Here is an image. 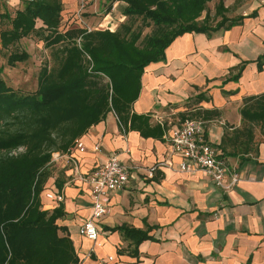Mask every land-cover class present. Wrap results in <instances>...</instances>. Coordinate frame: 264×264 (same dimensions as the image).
I'll return each mask as SVG.
<instances>
[{
	"label": "crops",
	"instance_id": "1",
	"mask_svg": "<svg viewBox=\"0 0 264 264\" xmlns=\"http://www.w3.org/2000/svg\"><path fill=\"white\" fill-rule=\"evenodd\" d=\"M240 1L233 16L224 5L227 18L243 17L239 25L211 37L183 34L167 47L163 61L144 69L130 113L148 115L161 136L143 137L109 112L77 139L84 152L73 145L52 154L40 202L43 210L62 207L65 216L56 223L70 237L79 264H264V142L245 160L222 157L220 149L225 129L243 122V99L264 93V65H257L264 56V0ZM243 64L237 81L223 83ZM200 94L203 101L195 103ZM176 115L181 120L173 123ZM188 117L202 119L205 140L238 177L236 184L220 188L203 171L178 170L170 137ZM111 156L132 174L125 188L106 197L107 212L93 242L78 234L92 211L83 177ZM122 227L145 231L151 239L132 253L134 244L117 230Z\"/></svg>",
	"mask_w": 264,
	"mask_h": 264
},
{
	"label": "trees",
	"instance_id": "2",
	"mask_svg": "<svg viewBox=\"0 0 264 264\" xmlns=\"http://www.w3.org/2000/svg\"><path fill=\"white\" fill-rule=\"evenodd\" d=\"M212 1L106 0L107 11L122 2L124 17L142 21L137 30L124 24L113 32L80 28L61 32L60 0H34L16 7L13 16L7 11L0 14V24L6 20L9 25L0 31L2 49L35 35L54 49L55 59L52 67L41 68L34 93L18 95L0 78V264H79L70 237L61 235L66 230L56 223L65 216L62 207L43 210L40 202L52 154L67 152L109 112L143 137L161 136V127L152 126L148 115L130 113L141 76L150 63L164 60L165 50L177 37L186 33L211 37L241 23L242 16H225L221 0L211 16L207 5ZM144 27H152L150 34L142 36ZM27 58L26 52H10L7 64L13 68ZM257 65L261 70L264 56ZM243 67L235 68L236 74L223 83L237 81ZM193 101L202 102L203 95ZM240 113L244 126L257 125L264 137V93L244 98ZM253 144L252 130L228 127L220 143L222 157L245 160ZM117 230L134 244L132 253L151 239L145 231Z\"/></svg>",
	"mask_w": 264,
	"mask_h": 264
},
{
	"label": "rangeland",
	"instance_id": "3",
	"mask_svg": "<svg viewBox=\"0 0 264 264\" xmlns=\"http://www.w3.org/2000/svg\"><path fill=\"white\" fill-rule=\"evenodd\" d=\"M62 4V12L60 14V27L61 32H65L69 29L80 28L86 29L89 28L94 30L111 29L115 31L119 26L124 24L132 25L133 30H137L142 27L141 20H128L122 15V9L124 5H112V8L107 11L108 3L106 0H84L82 4L84 5L81 9L80 0H60ZM219 0H213L210 2L207 7L208 11L213 16L214 9ZM225 6L228 7L229 16H233V13L238 7L240 0H221ZM24 4H21L19 8H22ZM7 11L11 16L14 15L16 7L6 3L4 0H0V14H3ZM204 15V14H203ZM37 27L40 26V22L37 23ZM9 27L6 20L3 24H0V31L5 30ZM87 30V29H86ZM152 27H144L142 29V36L150 34ZM46 35V33H45ZM26 52L28 58L21 63H17L15 67H10L7 64V57L10 52ZM54 49L45 45L43 40H39L38 36L30 35L26 38L21 39L15 47L4 50L0 45V78L4 81L7 87H9L16 94L25 95L34 93L37 89V78L38 74L43 67H52L55 62L53 57ZM190 105V104H189ZM190 118V120H198V118ZM172 122L176 123L181 118L176 115L172 118ZM240 129L245 130L246 132L252 130L253 132V141L252 151L250 154H255L257 148L260 144L264 142V137L259 133V127L257 125L240 124ZM231 132V130H229ZM244 133V131H243ZM22 149L13 152L16 154Z\"/></svg>",
	"mask_w": 264,
	"mask_h": 264
},
{
	"label": "built area",
	"instance_id": "4",
	"mask_svg": "<svg viewBox=\"0 0 264 264\" xmlns=\"http://www.w3.org/2000/svg\"><path fill=\"white\" fill-rule=\"evenodd\" d=\"M6 3L19 7L26 2L34 0H4ZM84 0H80L81 9ZM87 32L91 29L86 28ZM79 43V40L77 41ZM89 59V57H87ZM200 121L186 120L179 128L172 131L170 137V147L172 152L180 157L178 170L191 173L196 170L203 171L211 178L213 183L220 188H228L238 181L236 175H230L229 169L217 150L211 146L204 138ZM74 147L79 152H84L85 148L79 140L74 142ZM98 151V147L94 148ZM153 169H151L152 171ZM148 175L151 176L152 172ZM132 168L123 165L115 156H111L104 164L96 166L83 179L89 185V196L92 204L91 216L78 228V234L87 240L95 242L99 236V222L107 212L105 199L109 193L122 190L129 183ZM230 175L231 180L226 181V176ZM49 198L52 196L47 195Z\"/></svg>",
	"mask_w": 264,
	"mask_h": 264
}]
</instances>
